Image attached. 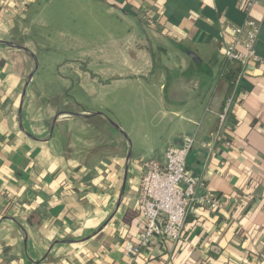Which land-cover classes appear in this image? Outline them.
<instances>
[{
  "label": "crops",
  "instance_id": "0c3cea01",
  "mask_svg": "<svg viewBox=\"0 0 264 264\" xmlns=\"http://www.w3.org/2000/svg\"><path fill=\"white\" fill-rule=\"evenodd\" d=\"M51 1L81 14L52 20L64 46L44 72L68 76L40 87L36 70L24 95L36 60L0 45V264H264V62L236 63L231 96L223 78L229 24L258 22L264 60V4L248 15L246 0ZM37 2L0 0V42L36 54L25 38ZM186 138L198 196L223 209L195 206L180 243L128 258L147 164ZM104 166L107 190L95 187Z\"/></svg>",
  "mask_w": 264,
  "mask_h": 264
},
{
  "label": "built area",
  "instance_id": "2783aa9c",
  "mask_svg": "<svg viewBox=\"0 0 264 264\" xmlns=\"http://www.w3.org/2000/svg\"><path fill=\"white\" fill-rule=\"evenodd\" d=\"M264 4V0H246L245 11ZM231 38L225 41V59L230 64L238 63L246 68L250 64L263 63L256 53L260 26L248 17L242 26L228 25ZM224 116L221 117L222 121ZM195 145L192 138H186L182 147H170L165 153V163L152 160L140 185L137 210L144 222V230L136 241H125L123 251L126 257H139L155 239L177 243L184 238L186 222L197 205L212 211L223 209L224 203L215 195L200 197L197 194L198 180L189 172L188 156Z\"/></svg>",
  "mask_w": 264,
  "mask_h": 264
},
{
  "label": "rangeland",
  "instance_id": "374dc122",
  "mask_svg": "<svg viewBox=\"0 0 264 264\" xmlns=\"http://www.w3.org/2000/svg\"><path fill=\"white\" fill-rule=\"evenodd\" d=\"M57 7L62 8L58 9ZM68 8H71V11L75 13V17L81 16V14H79L78 5H76V7L74 8L69 4L57 5V3L53 1L50 2V0H38V2L32 7L31 13L33 14V16H39V23H35L30 26V30L25 40L31 41L32 51L36 53L35 55L37 63L39 65V68L37 69L38 71L35 75L36 79H39L40 77L42 79H53L59 78L60 75L68 76L67 71L65 69H59L57 67H51L49 71L44 72L48 67L44 65L45 63L50 66L52 61L61 60V55L58 54L56 50L58 48H63L64 43H62L61 45V42L58 41V33L54 32V27L52 26V24L54 23H52V20L54 16L64 17L66 13L61 12L66 11ZM40 23H46L47 26H42ZM62 42H66V40H62ZM65 59V57L62 58L61 62H64ZM37 82L39 86L42 87V85H40V79ZM47 127H49L48 124Z\"/></svg>",
  "mask_w": 264,
  "mask_h": 264
},
{
  "label": "trees",
  "instance_id": "16d2710c",
  "mask_svg": "<svg viewBox=\"0 0 264 264\" xmlns=\"http://www.w3.org/2000/svg\"><path fill=\"white\" fill-rule=\"evenodd\" d=\"M6 8L7 7H5V9ZM225 61H226V63H225V66L223 68V78H226V80L229 82V84L231 86V91L229 93L230 94L229 96H231L237 89L236 87L238 85V78L241 75V73L244 71V69L239 68V67H235V66H237L236 63L233 65V64H230V62H228L227 60H225ZM240 67H242V66H240ZM104 168H106L104 171H102L103 168H100V170L102 172H100L98 174V176H99L98 183L95 185V187H100L103 190H107L109 188V181L106 179L100 178V177L102 175H104V173L105 174L108 173L109 172L108 170H110V169L108 168V166H104ZM219 198L221 199V197H219ZM184 236H185V233H184ZM180 242L181 241H179L178 243H180Z\"/></svg>",
  "mask_w": 264,
  "mask_h": 264
},
{
  "label": "water",
  "instance_id": "95a60500",
  "mask_svg": "<svg viewBox=\"0 0 264 264\" xmlns=\"http://www.w3.org/2000/svg\"><path fill=\"white\" fill-rule=\"evenodd\" d=\"M0 45H3V46H5V47H11V48H16V49H19V50H21V51H24V52H26V53H28V54H30L31 56H33V58L36 60V67H35V70L32 72V74L29 76V78L27 79V82H26V88H25V90H24V95L26 94V90H27V88H28V86H29V84L31 83V81H32V79H33V76H34V74H35V72H36V70L38 69V63H37V59H36V56L33 54V53H31L27 48H25V47H21V46H19V45H16V44H13V43H11V42H0ZM70 115H72V116H75V117H78V118H88V117H91L93 114H87V115H81V114H70ZM95 115H102V114H100V113H98V114H95ZM104 116V115H103ZM60 117V115H57V116H55L54 117V119H53V128H54V124H55V122L58 120V118ZM108 119V118H107ZM109 120V122L117 129V130H119L122 134H124L125 135V133L121 130V128H120V126L118 125V124H116L115 122H113L112 120H110V119H108ZM53 130V129H52ZM130 158H131V155L129 154V160H130ZM122 198H123V194H122V196H121V200H122ZM120 200V201H121ZM57 243H60V242H57Z\"/></svg>",
  "mask_w": 264,
  "mask_h": 264
}]
</instances>
